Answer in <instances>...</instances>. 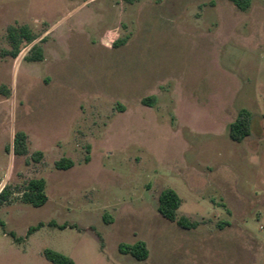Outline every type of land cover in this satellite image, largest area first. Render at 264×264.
I'll list each match as a JSON object with an SVG mask.
<instances>
[{"label":"rangeland","instance_id":"rangeland-1","mask_svg":"<svg viewBox=\"0 0 264 264\" xmlns=\"http://www.w3.org/2000/svg\"><path fill=\"white\" fill-rule=\"evenodd\" d=\"M12 25L46 33L13 58ZM33 44L40 62L23 59ZM241 109L251 128L237 143L228 126ZM17 132L25 156L12 154ZM62 157L73 167L56 170ZM33 178L46 181L40 207L18 192ZM5 185L0 264H50L43 249L76 264H264V0L245 11L229 0H0ZM164 188L197 228L157 212ZM136 241L144 261L118 251Z\"/></svg>","mask_w":264,"mask_h":264},{"label":"trees","instance_id":"trees-1","mask_svg":"<svg viewBox=\"0 0 264 264\" xmlns=\"http://www.w3.org/2000/svg\"><path fill=\"white\" fill-rule=\"evenodd\" d=\"M240 11H245L249 8L250 0H229ZM6 37L10 44V50L6 51L13 58H17L20 52V45L25 42L27 45L32 44L39 36L33 35L26 27H17L14 25L8 26L6 29ZM31 62H40L43 60V52L38 48L37 44H33L29 49V54L23 58ZM154 97H146L141 100L144 106H152ZM251 128V114L246 109H241L236 114V117L232 123L228 126L229 138L233 142H242L250 134ZM9 151V147L6 149ZM12 154L14 156H25L28 154L26 135L24 132H17L13 136L12 142ZM42 153L35 151L31 154V159L35 162L40 161ZM87 160V159H86ZM73 161L68 158H60L54 162L56 170H67L72 168ZM46 181L43 178H33L28 180L23 187L18 191L22 203L30 205L32 207L43 206L48 197L45 193ZM12 192L9 187L5 185L0 190V206L9 200ZM182 203L179 195L171 188L162 189L157 196V212L169 222L175 223L178 227L191 230L198 227L197 221L189 220L185 216L178 215L177 211ZM105 222H108L104 217ZM49 226L56 227L55 223H49ZM220 224L219 226H221ZM0 227L4 229L5 223L0 219ZM43 227V223H38L36 226L28 228L26 235L29 236L39 228ZM59 229L65 228V226H59ZM8 236L16 239L14 233L10 232ZM17 240V239H16ZM118 251L124 255H130L138 261H144L148 257V249L143 241H136L133 244L120 243L118 245ZM43 257L50 264H76L73 259L63 255L57 251L51 249H43Z\"/></svg>","mask_w":264,"mask_h":264},{"label":"crops","instance_id":"crops-1","mask_svg":"<svg viewBox=\"0 0 264 264\" xmlns=\"http://www.w3.org/2000/svg\"><path fill=\"white\" fill-rule=\"evenodd\" d=\"M45 33H46V31L43 32L42 34H40V36L37 39H39L40 37H42V35H44Z\"/></svg>","mask_w":264,"mask_h":264}]
</instances>
